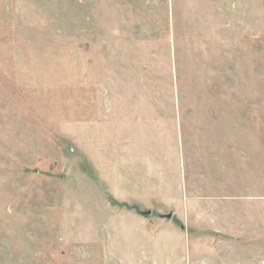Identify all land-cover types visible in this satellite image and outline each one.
<instances>
[{"label": "rangeland", "instance_id": "obj_1", "mask_svg": "<svg viewBox=\"0 0 264 264\" xmlns=\"http://www.w3.org/2000/svg\"><path fill=\"white\" fill-rule=\"evenodd\" d=\"M0 264H264V0H0Z\"/></svg>", "mask_w": 264, "mask_h": 264}, {"label": "water", "instance_id": "obj_2", "mask_svg": "<svg viewBox=\"0 0 264 264\" xmlns=\"http://www.w3.org/2000/svg\"><path fill=\"white\" fill-rule=\"evenodd\" d=\"M172 214H173L172 212H169V213H166L165 215L161 214L160 217H162V218L167 217L168 219H171L172 218Z\"/></svg>", "mask_w": 264, "mask_h": 264}]
</instances>
